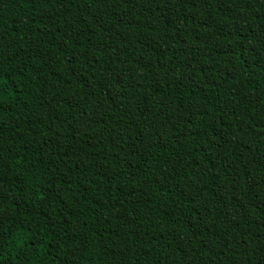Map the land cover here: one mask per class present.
<instances>
[{"label":"trees","instance_id":"trees-1","mask_svg":"<svg viewBox=\"0 0 264 264\" xmlns=\"http://www.w3.org/2000/svg\"><path fill=\"white\" fill-rule=\"evenodd\" d=\"M0 264H264V0H0Z\"/></svg>","mask_w":264,"mask_h":264}]
</instances>
